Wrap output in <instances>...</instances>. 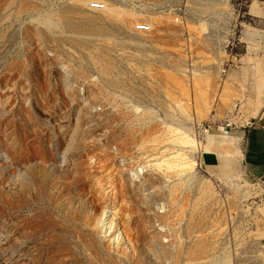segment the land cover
Returning <instances> with one entry per match:
<instances>
[{"label": "rangeland", "instance_id": "374dc122", "mask_svg": "<svg viewBox=\"0 0 264 264\" xmlns=\"http://www.w3.org/2000/svg\"><path fill=\"white\" fill-rule=\"evenodd\" d=\"M263 111L264 0H0V264H264Z\"/></svg>", "mask_w": 264, "mask_h": 264}, {"label": "crops", "instance_id": "0c3cea01", "mask_svg": "<svg viewBox=\"0 0 264 264\" xmlns=\"http://www.w3.org/2000/svg\"><path fill=\"white\" fill-rule=\"evenodd\" d=\"M245 165L255 179L264 181V111L245 132Z\"/></svg>", "mask_w": 264, "mask_h": 264}, {"label": "built area", "instance_id": "2783aa9c", "mask_svg": "<svg viewBox=\"0 0 264 264\" xmlns=\"http://www.w3.org/2000/svg\"><path fill=\"white\" fill-rule=\"evenodd\" d=\"M105 5L104 4H100V3H96V4H92L91 8L93 11H103L105 10ZM139 30V32H149L151 29L149 26H138L137 28Z\"/></svg>", "mask_w": 264, "mask_h": 264}, {"label": "bare ground", "instance_id": "6f19581e", "mask_svg": "<svg viewBox=\"0 0 264 264\" xmlns=\"http://www.w3.org/2000/svg\"><path fill=\"white\" fill-rule=\"evenodd\" d=\"M96 4V3H95Z\"/></svg>", "mask_w": 264, "mask_h": 264}]
</instances>
